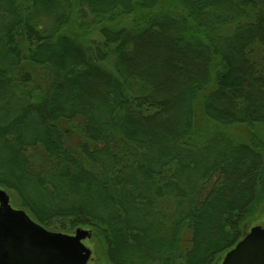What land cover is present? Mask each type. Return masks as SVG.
<instances>
[{"label":"trees","instance_id":"obj_1","mask_svg":"<svg viewBox=\"0 0 264 264\" xmlns=\"http://www.w3.org/2000/svg\"><path fill=\"white\" fill-rule=\"evenodd\" d=\"M0 188L95 264H220L264 212V0H0Z\"/></svg>","mask_w":264,"mask_h":264},{"label":"water","instance_id":"obj_2","mask_svg":"<svg viewBox=\"0 0 264 264\" xmlns=\"http://www.w3.org/2000/svg\"><path fill=\"white\" fill-rule=\"evenodd\" d=\"M92 230H51L12 204L0 188V264H89L92 249L85 240ZM220 264H264V227L254 225L224 255Z\"/></svg>","mask_w":264,"mask_h":264},{"label":"rangeland","instance_id":"obj_3","mask_svg":"<svg viewBox=\"0 0 264 264\" xmlns=\"http://www.w3.org/2000/svg\"><path fill=\"white\" fill-rule=\"evenodd\" d=\"M190 68V64L185 65V69ZM181 77L179 75H174L170 81H168L167 85L168 88L165 92V94L167 95V100H173L174 102L176 100V97L180 94H177V90H175L181 83V78H182V84L184 82V78L188 76V73L184 72L183 74H180ZM78 104H80L78 102ZM81 105V104H80ZM85 105H89V104H83V106ZM172 106V110H173ZM170 110V109H169ZM176 114L175 112L170 110V115H165L160 117L159 119H157V121H152L150 124V132L152 131L156 133L160 136L161 133L166 132L167 130H170L171 126L173 125V121H175L176 118ZM96 115V114H95ZM93 115V116H95ZM96 121H99L98 118H95ZM231 133L236 134V136H239L240 138L244 139L245 141L249 140V128L245 125H242L240 127H232L230 129ZM75 137L79 135H81V133L79 131H77L75 133ZM164 144H159V147H163ZM132 179H136L138 182V185L141 186L142 188L145 186V183H148L144 177L140 176V175H132L131 176ZM54 200L58 201V202H63V204H67V205H74V204H85L87 206H93L95 204V197L92 191L88 190L86 191H82L80 186H77L76 184H65L61 186V191L54 197ZM127 201V205L129 208V218L132 219L133 221H139L142 222L144 225L149 226L150 230L148 231V235H159L158 232V217L152 212V211H148V210H141V209H137L136 207H134L133 205H131L129 203V199L126 200ZM13 205L14 202H12ZM263 211V210H262ZM254 225H261L264 227V212L259 213L258 219H256L255 222L252 223V225L250 226V228ZM249 228V230H250ZM160 236V235H159ZM85 244L92 249V257L91 260L89 262V264H95L98 257L101 256V251L100 249L97 248L96 246V242L94 237L86 239ZM190 245V234L188 232V235H185L184 237V242H183V247L185 246L186 248Z\"/></svg>","mask_w":264,"mask_h":264},{"label":"flooded vegetation","instance_id":"obj_4","mask_svg":"<svg viewBox=\"0 0 264 264\" xmlns=\"http://www.w3.org/2000/svg\"><path fill=\"white\" fill-rule=\"evenodd\" d=\"M93 235V234H92Z\"/></svg>","mask_w":264,"mask_h":264}]
</instances>
